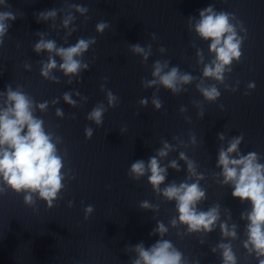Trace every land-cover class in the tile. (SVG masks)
<instances>
[{"label": "clouds", "instance_id": "9594fccd", "mask_svg": "<svg viewBox=\"0 0 264 264\" xmlns=\"http://www.w3.org/2000/svg\"><path fill=\"white\" fill-rule=\"evenodd\" d=\"M0 8L10 9L11 6L7 0H0ZM88 12L89 8L86 6L66 3L61 8L34 13L38 23L51 22L49 27L52 29H56L58 14L62 13L59 27L64 30L62 37L64 44L58 45L55 39L48 38V32L35 33L38 40L32 46V50L37 55L46 53L47 57L46 60L39 61V75L43 80L59 84L61 79L55 74L59 72L71 85L74 80L80 83L81 74L89 70L90 64L84 60V56L97 43L96 37H79L74 44H68V38L78 30L75 25L77 16L74 13L87 21ZM17 18L18 15L11 10L0 11V48L4 46L11 23ZM109 27V22L101 20L96 23L95 32L103 35ZM187 30L190 33L194 32L198 39L208 43L211 59L206 62L203 49L196 48V63L202 66V74L199 78L182 71L179 66H170V61L167 59L155 60L151 65V79H141V86L144 89H155L151 96V105L155 111H160L163 107V101L158 95L161 88L176 96L186 92V86L195 84L196 90L208 103H215L220 98L221 91L217 85H223L225 90L233 93L238 90V80L235 86L226 81L233 71V64L240 63L243 57L242 48L247 39V29L243 21L238 19L235 13L217 11L215 5L210 4L199 10L198 18L188 17ZM150 35L153 42L158 39L156 33ZM192 46L195 47V44ZM128 47L133 55L141 57V62L145 65L153 55V43L143 46L139 43L129 44ZM157 51L163 56L167 49L161 45ZM23 67L26 71H31L32 65L26 62ZM107 79L104 77L105 83L100 85L107 106L103 102L96 103L86 115V120L97 128L103 126L105 113L120 103L119 97L106 87ZM255 87V82L247 84L249 91L254 90ZM248 94V91L244 93L245 96ZM61 99L71 108H77L81 103L88 101V97L79 91H66L62 97L37 102L33 96L24 91L22 85L18 84L13 88L11 83L5 86V90L0 91V196H4L8 191L18 196L22 195L23 204L34 212L38 211V202H43L46 210L57 207V202L63 199L61 193L67 189L68 183L76 179L73 170L65 163L69 156L68 148L59 147L64 144L63 137L57 131L46 128L45 120L37 115V113H47L50 105L55 107ZM192 103L198 109L197 117L203 119L205 115L203 103L200 101H192ZM148 104V97L139 100L141 108L147 107ZM219 107L224 111V105L221 104ZM179 112L186 113L187 107L182 105ZM55 116L64 119V110L55 107ZM70 118L75 120L76 115L72 114ZM185 120L191 123V117L185 116ZM56 127L59 128V125ZM126 130V127L121 128L120 133L123 134ZM93 135L94 129L86 126L85 139L91 140ZM217 138L222 142L216 162V168L220 171L213 173V179L221 187H231V195L234 199L250 205V208L240 214V220L246 222L244 227L246 239L241 242L242 248L248 256L256 259L257 264H264V163L261 162L264 157L255 151H249L247 154L241 152L240 145L244 139L242 132L231 138H226L225 132H220L217 133ZM173 140L177 141L175 145L162 139L161 147L156 149L155 155L149 157L147 161L136 160L129 166L127 175L131 180L140 181L146 177L153 192L165 202H174L176 211V216L170 219L168 225L156 220V226L149 233L150 236L159 237L153 244L146 247L141 241L135 245L125 246L126 252L134 254L129 264H189L184 253L171 240L165 238L170 228L181 227L185 231L178 230L176 232L178 237L196 234L201 237L200 244L205 243L203 237L218 228L220 242L210 248V251L213 254L219 252L221 264H239L232 245V241L239 239L238 225L232 222L230 209L226 208L224 219L221 218L219 203L209 206L206 210L200 207L207 200V190L201 186V181H204L206 176L198 170L196 162L184 151H179L178 159L162 164L171 152L177 151L179 147L188 146L178 136H174ZM189 143L192 146L197 145V139L191 133H189ZM179 161H183L186 165L187 175L180 182L173 180L165 183L169 169L181 171ZM73 206L74 201L69 200L67 207ZM139 208L157 214L160 211L158 204H152L147 200L141 201ZM94 210L93 205L84 208L86 221Z\"/></svg>", "mask_w": 264, "mask_h": 264}]
</instances>
